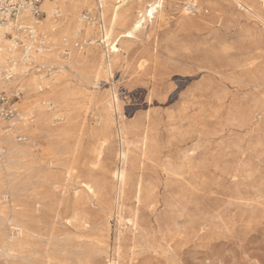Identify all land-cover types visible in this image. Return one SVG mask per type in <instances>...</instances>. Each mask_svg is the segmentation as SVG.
<instances>
[{
    "label": "rangeland",
    "instance_id": "rangeland-1",
    "mask_svg": "<svg viewBox=\"0 0 264 264\" xmlns=\"http://www.w3.org/2000/svg\"><path fill=\"white\" fill-rule=\"evenodd\" d=\"M44 1L38 85L0 68V264H264V0H163L130 38L157 0H53L50 34Z\"/></svg>",
    "mask_w": 264,
    "mask_h": 264
},
{
    "label": "bare ground",
    "instance_id": "bare-ground-1",
    "mask_svg": "<svg viewBox=\"0 0 264 264\" xmlns=\"http://www.w3.org/2000/svg\"><path fill=\"white\" fill-rule=\"evenodd\" d=\"M104 2L105 0H100L102 10H103ZM56 5L57 3H55L53 0H45L42 4V10L44 12L46 24L42 22H40L39 24H40V29H42L46 34H50L51 32L55 30V27L51 23V15L54 12H56ZM162 6H163V0H157L156 2L147 6L145 9L144 16L142 18H139L137 21H135L132 25V28L126 31L122 36L127 37V38L132 37L136 32H138L143 27V22H145L146 20H151L155 18V14L158 13L162 9ZM192 8H196V6L193 4H190L188 9H192ZM101 18L104 24L103 25L104 26L103 27L104 43L107 44L108 52L110 54H115L119 51V49L116 43L117 39L116 38L113 39L112 36H113V23L115 22L117 16L116 14L113 16L112 25L108 27L105 26L104 12L101 13ZM37 23L38 22H37V19L34 18L33 11L31 9L25 8L23 9L22 12L18 13L15 20L11 21L10 23H8L7 25L3 26L0 29V68H2L5 65V63L8 61L9 58L12 57V59L14 60V64L9 66V73L7 75V80L9 79V77H12L11 75H13V73H17V75H19L18 78H21V80L24 81V84L38 85V82L34 78L28 77L26 75L28 64L31 62V59H30L31 57L32 59L34 58V60L38 63H44V61L46 60V54L43 53L44 51L43 47L39 45L37 46L35 44V43H38L37 32H36ZM12 26L23 29L25 32L29 30V32H31V34L33 35L32 41H29L26 44L25 57H21L19 60L20 62L16 60V58L18 57L15 56L16 55V52H15L16 42L10 41L7 39V32L11 30ZM107 69L109 70L110 73L112 72V63L110 60L107 64ZM8 81L3 80L0 74V86L1 87H6L8 85ZM41 103L46 104L47 102H44L42 100ZM39 112L43 116L48 115L47 107H41ZM122 135H123V131H122V128H120L119 136H122ZM105 143L106 141L102 142L101 144L102 148L99 152H97V155L95 156V158H97L98 161L101 158L102 150H103ZM117 158H118L119 166L117 170L113 173V178L116 180V188H115L116 195L115 196H117L116 197L117 202H119L124 192V186L126 183L127 173H128L127 172V164H128L127 151L124 150V148L120 149L118 152ZM108 264H117V263L113 260H110Z\"/></svg>",
    "mask_w": 264,
    "mask_h": 264
},
{
    "label": "built area",
    "instance_id": "built-area-1",
    "mask_svg": "<svg viewBox=\"0 0 264 264\" xmlns=\"http://www.w3.org/2000/svg\"><path fill=\"white\" fill-rule=\"evenodd\" d=\"M41 2L42 0H0V29L13 21L18 13L25 8L31 9L35 16L41 17L42 12L39 8ZM7 36L11 37V34H7ZM13 106H9L6 95L1 92L0 108L2 117H13L15 114Z\"/></svg>",
    "mask_w": 264,
    "mask_h": 264
}]
</instances>
